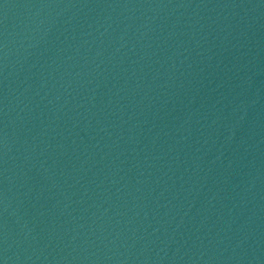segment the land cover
Returning <instances> with one entry per match:
<instances>
[{
	"label": "water",
	"instance_id": "obj_1",
	"mask_svg": "<svg viewBox=\"0 0 264 264\" xmlns=\"http://www.w3.org/2000/svg\"><path fill=\"white\" fill-rule=\"evenodd\" d=\"M3 264H264V0H0Z\"/></svg>",
	"mask_w": 264,
	"mask_h": 264
},
{
	"label": "snow or ice",
	"instance_id": "obj_2",
	"mask_svg": "<svg viewBox=\"0 0 264 264\" xmlns=\"http://www.w3.org/2000/svg\"><path fill=\"white\" fill-rule=\"evenodd\" d=\"M0 264H3V261H0Z\"/></svg>",
	"mask_w": 264,
	"mask_h": 264
}]
</instances>
